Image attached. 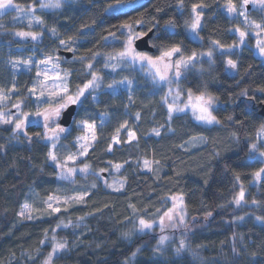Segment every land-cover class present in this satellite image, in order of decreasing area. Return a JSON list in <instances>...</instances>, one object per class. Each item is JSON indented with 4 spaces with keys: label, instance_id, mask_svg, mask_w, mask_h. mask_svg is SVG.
<instances>
[{
    "label": "trees",
    "instance_id": "1",
    "mask_svg": "<svg viewBox=\"0 0 264 264\" xmlns=\"http://www.w3.org/2000/svg\"><path fill=\"white\" fill-rule=\"evenodd\" d=\"M111 2L66 0L59 9L40 11L44 23L55 28L58 35L75 39L73 55L78 59L59 55L71 71L70 88L75 90L91 78L86 67L89 62L102 66L106 56L122 49L126 34L120 24L140 19L141 32L155 28L151 40L154 45L179 44L185 57L214 50L213 62L207 65L203 61L204 70L186 74L183 83L195 92L209 91L218 97L214 112L220 123L204 125L189 113L175 114L169 120L163 89L157 90L146 80L144 85H136L129 103L122 92L110 94L108 89L99 93L98 100L88 95L77 109V120L96 123L98 139L85 160L95 170L122 165L117 174L126 184L120 192L100 184L76 190L78 178L60 179L58 169L48 160L50 143L42 138L38 126L29 124L26 133L0 126V264H41L50 252L53 235L68 245L55 258L56 264H264V178L255 182L253 175L263 164L248 160L250 145L258 143V132L264 125V116L259 113L264 102V94L259 91L264 88V61L250 42L223 56L213 48V41L223 45L237 42L233 29L240 21L227 14L223 7L226 0H182V7L181 0H129L133 7L126 13L109 15L104 9ZM201 3L207 5L199 30L202 39L194 40L185 21L191 22L192 5ZM260 13L254 16L256 20L262 18ZM169 19L177 26L165 33ZM162 33L157 40L155 37ZM48 43L46 51L57 53L58 42L46 33L42 45ZM20 44L9 25L0 26V86L18 83L25 92L32 74H19L3 58L5 45ZM93 53L99 55L92 59ZM152 54L160 52L156 49ZM229 58L237 62V68L226 71ZM140 74L137 68L118 69V75L124 78L137 75L141 81ZM244 90L247 96L240 95ZM137 114L138 121L134 119ZM131 128L136 131L132 140L128 134ZM75 131L74 126L72 133ZM117 135L119 143L113 141ZM196 136H202L204 143L188 149L186 142ZM74 137L70 134L61 139L60 160L76 149ZM144 160L152 162L150 169H145ZM90 179L96 182L97 178ZM241 185L246 202L237 205L234 197ZM75 191L88 195L67 210L31 220L19 215L26 202L40 205L53 194ZM176 194H184L186 201L188 247L179 248L177 238L161 244L163 231L159 230L125 237L133 209L140 217L153 219L167 211L169 197ZM61 221L69 226L58 228Z\"/></svg>",
    "mask_w": 264,
    "mask_h": 264
},
{
    "label": "rangeland",
    "instance_id": "2",
    "mask_svg": "<svg viewBox=\"0 0 264 264\" xmlns=\"http://www.w3.org/2000/svg\"><path fill=\"white\" fill-rule=\"evenodd\" d=\"M65 1L66 0H60V7L62 6V4ZM47 2H48V0H32L29 2H20L17 0H13V3L19 4L21 6L22 10L13 7V8L8 9L6 12L0 13V26L1 25H3V26L9 25L10 30L13 31V36L21 42V44L17 45V46L5 45L4 50H5L6 56L3 58H5L6 61H9L8 64L10 66H12L14 68V70H16V72H18L19 74H24V73H27V75L32 74V78L30 79V83L27 86L25 92L22 90V88L24 86L23 85L20 86L18 83L17 84L13 83V84L9 85L7 88L0 86V121H11V123L0 122V126H11L13 128V130H15V122H16L17 118L20 116L21 112L35 113L38 110H43L46 107L53 106V105H50L48 103L42 102V101H45L47 99V96L45 95L42 97L39 95V92L41 90V86L45 85L47 90H57L58 91L60 88L65 86V81L63 78L65 77L66 73H70V75H68L67 79H66V87L68 88L69 94H74L76 91V89L72 90L70 88L69 78L71 76V71L66 66L63 65L64 60L59 58L60 54H57L56 52L52 53L50 51H48V52L46 51L48 49L50 43L42 45V38L46 33L49 37L52 38V41L58 42V45H59L58 49L64 48V47L60 46L59 41L61 39L67 40V38H64L62 35L53 36L51 34V31H50L52 29L51 26L46 25L44 23V21H43V24L36 23L35 20L33 19V15L28 14V8L31 7L34 3L36 5V10H35L34 15L36 17H39L40 19H42L40 11H42V10L52 11V10H56V9L60 8L59 7V8H43L42 9L39 7L40 3H47ZM240 2H241V0H240ZM240 2L234 1V3H236V5H237L238 9H239ZM259 12H261L260 14L262 15V18L260 20H256L254 16ZM246 14L249 17V20L255 21L256 23L264 24V6H261L259 4L253 5V4L249 3L247 8H246ZM8 15H9V17H8ZM236 17L240 21V25L238 27L243 29V30L249 31V33H250L245 38L246 44H248L249 42L251 44H253V47H254L255 51L257 52L256 47H255L257 39H264V33H261L260 36H256L255 31H259V30L253 31L251 29H248L246 27L245 23L243 22V18L239 17V16H236ZM202 23H203V18H202L201 24ZM44 29H46L45 32H44ZM135 31L138 33L141 32L140 29H137ZM19 32L42 33V35L38 39L34 40L31 37L17 35V33H19ZM189 33H190V31H189ZM190 35H191V33H190ZM125 39H126V36L123 39L122 49L113 53V55L111 57H115L118 52H121L124 50ZM250 40H252V41H250ZM236 43L239 44L238 34H237V42ZM242 46H244V45H242ZM242 46L235 48V49H239ZM72 47H73V49H75L73 45H72ZM235 49L228 50L227 52H231ZM137 51H140V50L137 49ZM212 51H213V56H214V50H212ZM141 52H147L149 55H151L153 57L160 55V54L153 55L151 52H148V51H141ZM206 52L207 51H204V53H206ZM14 53H18V55L12 56ZM47 56H52L55 59L52 61V63L41 64L40 61L45 60V58ZM71 58L72 59H78V57L75 55H73ZM261 58L264 61V57H261ZM29 59H31L32 63L25 64L24 61H27ZM176 59H179V57L178 56L173 57V60H176ZM203 61H207L208 62L207 65H210L213 62V57H212V60L210 62L207 56H197L196 62L194 64L189 65L186 69H182V75L180 76V78H178V79L174 78L173 74L171 72H169L168 73L169 82H158L153 76L154 69H150L147 64H141L140 62L133 64V63H130L127 59L119 60V61H117L116 59L109 60L108 56H106V59H105V61H103L104 64L102 66H94L93 65L92 69L87 68L89 71L95 72L97 75H100L102 77L100 87L91 93V97L93 99V97L95 96L96 97L95 100H98L99 93L101 91L107 90L108 84H110L113 80L124 79V77H120L118 75V69L120 67H128L131 70L134 68H137L139 70V74L141 73L143 75L141 81L137 78V75H135L134 78L133 77L132 78L126 77L128 80L131 81V85L129 87L121 86L120 89L116 91V93L122 92L124 95H126L128 98V103L133 98L132 96H133L134 89L140 85L145 84L144 80H146V82H148L149 84L156 85L157 90L163 89V97L166 94L168 95L167 103H165L166 106L168 104L174 103L175 105H178L179 107L184 108L185 104L190 103L189 92L193 96V100L191 101V103H195L194 98L196 96H199L201 93H204L206 95H211L213 97L218 98L214 93L209 92V91L195 92L191 87H187V85L185 83H183V80H184V77L186 76V74L193 72V71L201 72L202 70H204ZM89 63H91V62H89ZM106 63L107 64H116L117 66L115 69H113L112 67H105L104 65ZM38 72L47 73V78L43 75L37 76ZM83 85H84V83L82 85H80L79 87H83ZM136 85H137V87H136ZM33 88L37 89L36 94H32L30 92V90ZM169 89H172L171 93H169ZM177 91L179 92V96L176 95ZM85 95L88 96L89 94L86 93ZM17 104L20 105L19 108L15 107V105H17ZM218 104H219V99L216 100V103L213 104L212 109H211L212 114L214 116H216L214 109ZM179 113H189L193 117V119L196 120L197 122H200L204 125H213V124H205V123L197 120L195 118V116L193 115V111L191 110V108H185L184 111H182V112H173L172 116L175 114H179ZM38 119H40V118L35 117V116H30L29 122L26 124V127L23 130H15V131L20 132V133H26L28 125L33 124L32 121L38 120ZM134 119L136 121H138L137 116H134ZM102 121H104V119H102ZM56 123L60 124V120L56 121ZM56 123L50 122L49 128H55ZM89 123H91V122H89ZM60 125L62 127H66V126H63L62 124H60ZM74 126H75V130H76L75 133L74 132L72 133V130H71L70 133L60 134L59 139L56 141L57 147H56L55 151L59 157V152L63 151V147L61 145V139L65 136L73 134V136H75L73 143L76 145V149H74L73 151H70L65 156H63V158L61 159V162L63 163L65 158L68 155L77 156L78 158L75 161H67V166L72 167V168H76L77 171L75 172V174L71 175L70 177H63L61 175V169L59 167H56L58 169L59 178L62 180H66V181H74L78 178V181H77L78 186H76L77 187L76 190L84 189L82 187L83 186L85 187L87 185H90L89 188H94L93 185H95V187H96L97 185L100 184L109 191H118V192L122 191L125 187L126 182L123 178L118 176V174H117L118 170L115 167V165H120V164H115L109 169L95 170L85 160L86 155H84V156L79 155L80 142L77 140V137L84 136L87 133H86L85 129L78 127L76 125H73V127ZM37 128L39 129V131H41V135L43 138L45 129L42 126V121H41V126H39ZM130 132L135 134V137L133 138V139H135L136 138V131L134 130V128H131L128 131V134ZM95 136H96V140L94 142L88 141L89 147H88L87 152L89 151V149L94 145V143L98 139L97 134H96V128H95ZM258 138L259 139H258L257 144L262 150H264V133H260V130L258 132ZM114 140H118V143H119V136L118 135L115 136L113 138V141ZM47 142H49V141H47ZM49 143H50V149H51L52 143L51 142H49ZM203 143H204V138L202 136H196V137L191 138L189 141H187L185 146L188 149L192 150V149H195V148L201 146ZM85 164L89 166L88 171L87 172H81L80 169H82ZM263 167H264V164H263ZM121 168L122 167H120L119 170ZM145 169H150V168L145 167ZM79 176L85 177L86 179L81 180V179H79ZM95 177L97 178L96 180L94 179ZM87 178H89V180ZM90 178H93L96 182L92 181ZM263 178H264V174H262V176L259 179L254 178V181L258 182ZM120 181L124 182L122 188L120 187ZM90 182H92V183H90ZM109 185H111V187H109ZM117 189H119V190H117ZM82 193H85V191H75V192H72L70 194H58L57 193V194H53L49 197H55L59 201L58 204L53 202V207L59 206L61 208V210H67L71 206L79 204L81 202L68 201V203H64V198L76 196V195H79ZM174 196L175 197H182V203L179 199L174 201L172 199V197H174ZM174 196L169 197L170 206L167 209V211L161 213L160 215H158V216H156L150 220L146 219L144 217H140L138 214H136V211L133 209L134 216L128 222L129 223L128 227H127L126 231L124 232L125 237L132 238L134 235L142 234V233H145L147 231L159 230V231H163L162 234L160 235V243H161V237L167 238L161 244H165V243L172 241L175 238H177L179 248L188 247L187 238L185 236L186 233L188 232V229H186L185 228L186 225H184L185 222L187 221V217H188V211H187L185 197H184V194H176ZM48 198L43 200L40 205H38L37 203L32 204L31 202L24 203L23 206L21 207L19 213L23 210L25 204H28L31 206V216H32L31 219H34L38 216H42L45 213H49L50 210L47 208V204H46V201H48ZM244 202H246L245 198H244V201L242 203H244ZM174 204L176 205L175 208H173ZM169 209L173 210L171 213V215H172L171 220H169L164 215L166 212H168ZM161 217H164L163 227L160 224ZM180 217H183V219L181 220ZM22 218L24 220H31L27 217H22ZM141 218L148 221V222H153V227L151 229H144L143 231H141L139 229V223H138L139 219H141ZM64 224L68 225L69 223H64ZM177 229H178V231H177ZM57 241H59V240H57ZM181 241H183V246H181ZM59 242H62V241H59ZM178 245H175V247H177ZM67 249H68V245H67V248L65 250L61 251L60 253H58L56 257L61 255ZM50 252H51V249H50ZM50 252H48V253H50ZM135 253H137V251ZM47 256H48V254L44 257V260L42 261L41 264H43V262L46 260ZM56 257L53 258L52 264H56V262H55ZM131 257L133 258V256H131Z\"/></svg>",
    "mask_w": 264,
    "mask_h": 264
},
{
    "label": "snow or ice",
    "instance_id": "3",
    "mask_svg": "<svg viewBox=\"0 0 264 264\" xmlns=\"http://www.w3.org/2000/svg\"><path fill=\"white\" fill-rule=\"evenodd\" d=\"M251 3L253 5H261L264 6V0H241L239 9L234 3V0H226V3L223 5L224 9L226 10L227 14L239 16L243 18V22L245 23L246 27L248 29H251L255 31L256 36H260L261 33H264V24L256 23L255 21L249 20L248 15L246 14V8L248 4ZM183 6L182 0H181V7ZM17 8L21 9V6L19 4H14L13 0H0V13L6 12L10 8ZM40 8H59L60 7V0H48L47 3H40ZM133 5L129 3V0H112L111 3L107 4L105 6V13L109 15H119L124 14L126 11L130 8H132ZM207 8V5L204 4H193L191 7L192 12V19L191 22L185 21V26L189 29L191 33V38L194 40H200L202 39L199 36V30L202 29V18H203V10ZM22 10V9H21ZM36 10L35 3L28 8V14L33 15V19L38 24H43V20L39 17H36L34 15ZM156 11H161L160 9H156ZM143 21L140 19H136L134 23H128L127 21L123 22L119 25L121 29L124 30L126 34V39L124 41V50L121 52H118L115 57L109 56L108 59H116L124 60L127 59L130 63H137L140 62L141 64H147L150 69H154L153 76L158 82H169L168 73L171 72L173 74V77L178 79L182 75V69H186L189 65H192L196 62L197 56H207L209 61L211 62L213 57V51L209 50L206 53H196L192 52L190 56L184 57L182 54V49L179 44H174L170 47H165L160 44L152 45L155 47L159 52L160 55L153 57L149 55L147 52H141L137 51L135 43L136 41L143 40L144 37L148 35L147 32H136L134 25H140ZM158 23V22H157ZM176 23L174 20L169 19L165 22V33L172 31L176 28ZM51 34L53 36H58V33L55 28L51 29ZM149 31H152V29H149ZM233 32L235 34H238L239 44L236 42H233L229 45H223L218 40L212 42L213 48L220 51V54L223 56L227 54L228 50L238 48L242 45H246V37L250 34L249 31L243 30L239 28L238 26L233 29ZM162 33L161 36H156L155 38L157 40H160L162 36L165 34ZM17 35L20 36H26L31 37L32 39L36 40L38 39L42 33H34V32H19ZM110 35L114 36V33H110ZM107 39V38H105ZM60 46L66 48L69 51H75L73 49L72 45L75 43V39L73 37H69L67 40L61 39L59 41ZM256 54L260 57H264V39H257L256 42ZM99 55V53H93L92 59H95V57ZM178 56L179 59L173 60V57ZM55 58L52 56H47L45 60L40 61L41 64H49L52 63V61ZM79 59L83 60L85 57H80ZM25 64L32 63L31 59L24 61ZM227 65L226 71L233 70L237 68V62L231 58L227 59L225 62ZM15 66V65H14ZM105 67H112L113 69L116 68V64H105ZM88 69L93 68L92 63H88L86 65ZM91 79L87 80L86 83H84L83 87H77L74 94H69L68 88L66 87V79L67 76L70 75V73H66L65 77L63 78L65 81V86L57 90H47L45 85L41 86V90L39 92L40 96H47V99L45 101H42L43 103H48L50 107H46L43 110H38L35 113H27V112H21L20 116L17 118L15 122V130H23L26 127V124L29 122L30 116H35L40 119L33 120L32 123L36 126H42L45 129L44 137L46 141H49L52 143L51 149L47 153L48 160L52 162L56 167H59L61 169V175L63 177H70L71 175L75 174L77 171L76 168L68 167L67 161H75L78 157L74 155H68L64 162L62 163L59 159L58 155L56 154V141L59 139L60 134L62 133H70V131L73 128V125H76L78 127H81L85 129L86 135L77 137V140L80 142V150L79 155L84 156L87 154V150L89 147L88 141H95V128L96 124L89 123L88 121L84 120H77V116L79 115V112L76 110H70V106H77L81 107L84 104V101L87 99V96L85 95L88 93L91 95L92 92H94L97 88L100 87V83L102 80V77L100 75H97L95 72H90ZM238 74V73H235ZM45 76L47 78V73H41L38 72L37 76ZM131 85V81L127 78L121 79V80H113L110 84L107 85V88L110 90V94H115L117 90L120 89L121 86L129 87ZM37 89L33 88L30 90L32 94H36ZM262 94H264V88H261L259 90ZM172 92V89H169V93ZM177 96H179V92L176 93ZM242 96H247V90H244L240 93ZM83 98V99H82ZM93 99L95 100L96 97L94 96ZM163 101L167 103L168 95L166 94L163 98ZM195 103H191L193 100L192 94L189 92V101L190 103L185 104L184 108L179 107L178 105L168 104V112H169V120L171 119L173 112H182L185 108H191L193 111V115L195 118L205 124H219L220 121L217 119L216 116L212 114V106L216 103V100L218 98L213 97L211 95H206L204 93H201L199 96H196ZM254 99V98H253ZM15 107L19 108L20 105L17 104ZM139 114H137V117ZM231 119V117H229ZM58 120H63V123L67 125L66 127H62L59 123H56ZM2 123H11V121H0ZM56 123L55 128H49V123ZM103 123V121H102ZM126 125H121V127H125ZM119 131V129L117 130ZM154 133L159 136L160 132L157 129H153ZM260 133H264V125H261ZM37 137L40 136V133L35 134ZM135 137L134 133H129V139H133ZM29 139H31L29 137ZM114 142L118 143V140H114ZM109 151H111V148H109ZM248 160L249 161H257L259 163L264 164V150H262L257 143H252L249 148V154H248ZM143 164L146 168H151L152 162L149 160H144ZM88 165H84L82 169H80L81 172H87L88 171ZM116 169L119 170L122 165H115ZM262 174H264V167H261L257 171L254 172V178L259 179ZM237 180H239V176L236 177ZM106 183V182H105ZM124 182L120 181V187H123ZM95 187V185H93ZM111 187V185H109ZM119 190V189H117ZM88 193H82L76 196L71 197H65L64 203H68V201H74V202H82L84 200V197L87 196ZM245 198V191L243 188V185L240 186V191L236 197H234V201L237 205H240ZM174 201L180 200L182 203V197H172ZM53 202L59 203V201L55 197H49L48 201H46L47 208L50 210L49 214L51 213H59L61 211V208L59 206L53 207ZM253 203H256V201H253ZM175 204L173 205V208H175ZM172 209H169L168 212H166L164 215L171 220L172 219ZM21 217H27L29 219L32 218L31 216V206L28 204L24 205L23 210L19 213ZM83 219V218H81ZM182 220L183 217H180ZM239 220H243V217H237ZM260 219V218H258ZM163 221L164 217H161L160 224L163 227ZM139 229L143 231L144 229H151L153 227V222H148L144 219H139ZM69 225L64 224L63 221H61L60 224L57 225L58 228L60 227H68ZM167 239L166 237H161V243ZM43 244L44 241H41ZM181 246H183V241H181ZM67 248L66 242H59L56 240V237L53 235L51 237V252L48 253V256L46 260L43 262V264H52L53 258L57 256L58 253L65 250ZM139 249H137V252ZM179 252L180 249H177ZM136 253H132V256L135 257Z\"/></svg>",
    "mask_w": 264,
    "mask_h": 264
},
{
    "label": "water",
    "instance_id": "4",
    "mask_svg": "<svg viewBox=\"0 0 264 264\" xmlns=\"http://www.w3.org/2000/svg\"><path fill=\"white\" fill-rule=\"evenodd\" d=\"M140 28H141V26L138 25L137 29H140ZM151 29H152V31H149V30L145 31V32L148 33V35L146 37H144L143 40L136 41V43H135L136 49H138L140 51H148V52H151V53H153L156 50V48L152 46L154 44L151 41L152 37L155 34V28H151ZM57 53L62 55V56H64V57H66V58H71L73 56V54H74L73 51H69L66 48H59L57 50ZM77 109H78V107L75 106V105L70 106V110H76L77 111ZM259 113L262 116H264V102L260 106ZM60 124H62L63 126H67V125H65L63 123V120H60Z\"/></svg>",
    "mask_w": 264,
    "mask_h": 264
}]
</instances>
